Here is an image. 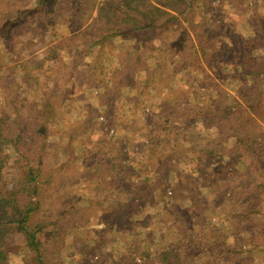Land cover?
Wrapping results in <instances>:
<instances>
[{
	"label": "trees",
	"instance_id": "16d2710c",
	"mask_svg": "<svg viewBox=\"0 0 264 264\" xmlns=\"http://www.w3.org/2000/svg\"><path fill=\"white\" fill-rule=\"evenodd\" d=\"M212 1L0 0V264H264L231 245L264 205V18L239 40ZM75 82L125 137L96 149Z\"/></svg>",
	"mask_w": 264,
	"mask_h": 264
},
{
	"label": "rangeland",
	"instance_id": "374dc122",
	"mask_svg": "<svg viewBox=\"0 0 264 264\" xmlns=\"http://www.w3.org/2000/svg\"><path fill=\"white\" fill-rule=\"evenodd\" d=\"M105 1L107 0H104L102 4L99 2L100 7ZM210 10L213 14L203 19L198 18L196 24L201 25L202 27H207L215 23L223 22L226 27H230V23L234 22L236 23V26L231 28L234 29L235 35L239 40L247 35L250 27H252L256 19L260 18L258 16H262L261 18H264V8L261 0H213ZM32 35L35 36L36 34L33 33ZM185 38L187 41L192 39L191 35H185ZM49 50H52L51 53L55 54L58 58H62L64 52H72L73 48L57 43L46 48L47 52H49ZM78 57L79 61L85 62L88 60V57L85 53L80 54ZM72 71L77 76L81 74V71L76 66L73 67ZM72 87L75 89V96L84 94V96L81 98L87 100L89 107L97 118H107L106 121L108 120V122H104L103 124L99 122V132L97 133V137L94 138V145L96 146L97 150H102L106 148V144L108 142L117 138L125 137L127 135L128 131L126 128L110 123L112 118L111 116H102V113L106 109V95H103L100 93V91L99 93L95 94L94 86L91 84H86L83 89L80 83L75 82L72 84ZM227 90L229 91L231 98L235 96L234 92L230 88H227ZM78 103L82 106L84 105V100L81 101L79 99ZM72 119H67L65 123L68 124V122ZM113 131H115V135H112ZM78 135L79 133H77L75 136ZM221 135V132L216 131L213 132L210 137L213 141H216L221 137ZM3 156L8 169L15 164V158L13 157V154L5 152ZM238 168L239 167H237V169ZM103 172L102 173L104 175L105 171ZM192 172L193 171L191 170L190 166L183 175L182 180L175 187V191L190 190L196 185V182L194 183L192 178ZM241 176L245 177V173L239 169L238 174L233 179V181L238 180ZM251 206L255 212L250 210V213L248 216H246L248 223L245 225V231H247V233L241 236H233L234 239L231 241V245L235 249H241L246 253L247 257L252 258L256 257L264 250V220L262 219L263 216L260 213V211L264 213V205L261 207L256 203H253ZM256 211H258L259 214L256 215ZM108 227H110V225L105 223L103 229H107Z\"/></svg>",
	"mask_w": 264,
	"mask_h": 264
},
{
	"label": "built area",
	"instance_id": "2783aa9c",
	"mask_svg": "<svg viewBox=\"0 0 264 264\" xmlns=\"http://www.w3.org/2000/svg\"><path fill=\"white\" fill-rule=\"evenodd\" d=\"M104 0H98V3L100 2V4L103 3ZM112 135H115V131L112 132Z\"/></svg>",
	"mask_w": 264,
	"mask_h": 264
}]
</instances>
